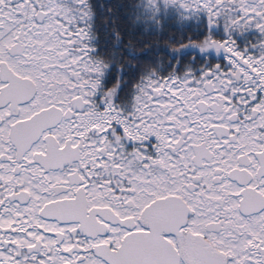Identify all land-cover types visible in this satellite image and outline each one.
Returning a JSON list of instances; mask_svg holds the SVG:
<instances>
[{
	"label": "snow or ice",
	"instance_id": "6c2138e0",
	"mask_svg": "<svg viewBox=\"0 0 264 264\" xmlns=\"http://www.w3.org/2000/svg\"><path fill=\"white\" fill-rule=\"evenodd\" d=\"M0 264H264V0H0Z\"/></svg>",
	"mask_w": 264,
	"mask_h": 264
}]
</instances>
